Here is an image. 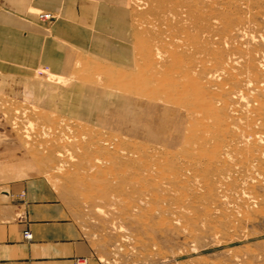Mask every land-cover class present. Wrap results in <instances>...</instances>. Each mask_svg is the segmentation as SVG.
Returning <instances> with one entry per match:
<instances>
[{
    "label": "rangeland",
    "instance_id": "rangeland-1",
    "mask_svg": "<svg viewBox=\"0 0 264 264\" xmlns=\"http://www.w3.org/2000/svg\"><path fill=\"white\" fill-rule=\"evenodd\" d=\"M70 7L34 10L70 69L0 73L1 183L63 210L77 264H264V0Z\"/></svg>",
    "mask_w": 264,
    "mask_h": 264
},
{
    "label": "crops",
    "instance_id": "crops-1",
    "mask_svg": "<svg viewBox=\"0 0 264 264\" xmlns=\"http://www.w3.org/2000/svg\"><path fill=\"white\" fill-rule=\"evenodd\" d=\"M71 2L0 0V73L28 72L38 64H46L52 71L60 73L70 69L72 53L69 47L66 48V41L56 44L46 39L42 27L35 23L34 10L59 13L65 20L73 17ZM62 20L57 22L63 27L56 34L66 40L74 37L79 41L77 38H81V33L76 25ZM84 21L82 19L81 23ZM92 25L104 29L99 18L94 17ZM127 26V20L123 19V27L117 30L125 43L122 46L120 42L116 53L122 65L127 61L124 59V51L128 48ZM93 44L105 45L106 41L96 38ZM32 186L16 181L2 184L0 181V264H77L87 258L89 245L79 239L71 225L65 222L63 210L42 198ZM24 231L30 232L29 240L23 239Z\"/></svg>",
    "mask_w": 264,
    "mask_h": 264
},
{
    "label": "built area",
    "instance_id": "built-area-1",
    "mask_svg": "<svg viewBox=\"0 0 264 264\" xmlns=\"http://www.w3.org/2000/svg\"><path fill=\"white\" fill-rule=\"evenodd\" d=\"M41 20H43V21H49V20H51V17H50V15L49 14H39V16H38ZM22 237H23V239H25V240H29L30 238H31V235H30V232L29 231H24L23 233H22Z\"/></svg>",
    "mask_w": 264,
    "mask_h": 264
}]
</instances>
